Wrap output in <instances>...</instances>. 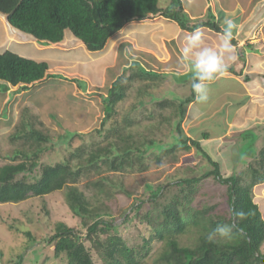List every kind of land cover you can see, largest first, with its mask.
<instances>
[{"label":"trees","instance_id":"16d2710c","mask_svg":"<svg viewBox=\"0 0 264 264\" xmlns=\"http://www.w3.org/2000/svg\"><path fill=\"white\" fill-rule=\"evenodd\" d=\"M157 13L176 21L182 29L207 26L233 41L211 19L186 26L188 18L180 0H171L166 7L159 0H0V17H4L11 28L42 45L59 43L66 33H70L89 51L103 49L111 36L127 22L143 20ZM140 63L133 61L125 67L102 96L103 117L99 127L91 134L102 136L109 132L106 134L110 136L91 145L88 151L73 147L70 148L69 158L46 162L40 159L47 147L40 143L47 142L48 136L34 128L32 121H25L27 124L11 134L13 142L25 137L32 143L26 148L22 145L15 147L11 156L13 162L0 166V203H17L30 197L43 198L65 189V203L72 215L78 217L84 231L57 222L53 233L46 239L53 246L51 253L44 255L40 264L47 263L51 258L56 260L52 264H96L93 253L101 258L103 264H144L142 259L149 251L148 245L155 239L161 241V247L150 264H264V252L261 250L264 217L253 200L252 190L254 186H264V145L259 149H251L250 146L247 155L252 160L247 163L245 171L222 177L219 163L202 148L200 141L215 136V131H209L211 128L222 131L224 127H216V122V126L211 128L189 122L191 117L187 114L201 82L214 79L222 69L203 71L193 68L191 71V68L185 75H179L177 78L183 77L184 81L191 79L186 84L182 82L184 88L189 85V93L171 100L157 97L153 91L156 83L167 77L165 73L156 72L151 67L144 68ZM48 70L46 61L25 57L8 49L0 51V85L3 90L8 85H18L20 90H26L29 85L41 81ZM228 70L233 71L232 68ZM49 76L55 79L62 77L61 74ZM186 76L189 78L186 79ZM70 80L74 82L78 79ZM79 82L76 83L78 88H84L85 82ZM136 82L142 85L138 91L153 103L152 110L146 109L148 117L156 120L149 126L151 132L160 131L158 126L162 123L169 124L171 134L165 143L154 137L137 135L130 129L131 125H140L146 113L140 116L127 113L123 119L119 118L117 104L128 96V88ZM202 87L204 85L200 86L199 95ZM58 95L54 96L57 98ZM145 102L144 98L139 100L140 104ZM53 117L56 118V114ZM185 121L189 124L187 131L183 130ZM77 135L83 138L86 134L65 131L57 143H70ZM191 148L204 157L212 169L167 185L166 190L175 187L177 192L161 206V219L154 218L150 210L140 211L142 199L132 204L129 213L125 214L123 221L129 222V214L133 210L131 217L136 216L141 222H146L151 230L147 237H143L142 244L128 245L113 225V216L106 210L108 205H103V210L102 206L93 205L78 186L86 179L84 184L87 187L109 194L108 190L113 185L111 178L101 173L143 171L148 166L144 160L150 154L154 155L156 163H161L166 157L176 161L181 151ZM74 156L76 161L72 163ZM207 177H213L224 185L228 211H214L213 205L198 207L191 204L195 184ZM145 187L155 204L158 198L165 197L162 193L164 185L154 187L147 183ZM42 210L48 214L46 208ZM24 234L26 247H32L37 242L34 234L27 230ZM22 259L23 255H19L12 264H20Z\"/></svg>","mask_w":264,"mask_h":264},{"label":"rangeland","instance_id":"374dc122","mask_svg":"<svg viewBox=\"0 0 264 264\" xmlns=\"http://www.w3.org/2000/svg\"><path fill=\"white\" fill-rule=\"evenodd\" d=\"M170 1L159 0V3L163 5L166 2L170 3ZM180 1L184 5L185 1ZM193 5L195 7L197 4L194 2ZM0 19L3 21L4 17L1 16ZM1 21L0 26H2ZM13 31L18 35L28 37L16 29ZM124 37H121L119 41L117 40L120 46H115L118 51L116 53L114 52V55L112 54L113 58L110 54L106 57L105 65L108 67L107 70L99 73L97 71L101 69L102 64H99L98 68L97 66H91V64L87 65L88 67L85 70L93 74V78L88 77L89 73H84L82 70L79 73L76 67L72 68L74 67L73 63H58L53 65L50 73L58 72L63 76L66 75V81L65 79L54 80L55 77H50L53 79H47V82H38L36 85L30 86L28 92L20 93L21 97L14 96L15 91L9 92L11 99L9 98L4 103V94L0 93L2 95L0 98V166L13 162L11 156L15 147L22 145V147L26 148L32 143L31 141H27L25 137L16 139L14 142L10 139V135L16 132L21 125L27 124L25 122L27 120L32 121L34 128L48 136L47 142L40 143L41 146L47 147L40 159L46 162L69 158L71 155L70 148L73 147L76 149L81 147L88 151L91 145L93 146L97 141H105L106 137L110 136L106 134L109 132H106L102 136L91 134V132L100 125V120L103 117V112L101 111L102 96L106 94V90L110 87L112 81L122 73L125 67L133 62H131V59L141 61V66L146 67L147 64L143 60V57H145L143 55L144 53L149 54L154 59L153 68L150 66L151 64L147 68L158 69L161 67L158 60L160 59L158 56L160 53L157 48L147 51L148 48L146 49V47L143 48L140 46L141 43L138 39L133 40L134 36ZM140 37L143 38L144 36L141 35ZM110 42L111 40H108L106 45ZM6 48L18 54L25 52L24 55L28 51L32 52V48L29 45H19L15 42L10 44L9 40H6L3 37V33H1L0 50H5ZM101 61L103 59L99 62L101 63ZM191 68V71H193L195 67L191 65ZM165 75L169 79L159 80L160 82L156 83L153 89L157 97L176 100L189 93L188 84L186 85L187 88H184L182 82L186 84L191 79L184 81L183 77L177 78L179 75L185 74L165 73ZM72 77L78 80L72 82L70 80ZM68 78L69 80H67ZM187 78L189 77L186 76ZM79 81L85 82V87L81 88V92L74 94L76 91L74 90V84L80 83ZM225 83H229L230 87L238 85V82L234 80H217L210 86L201 88V100L199 101L204 102L205 97H211V100L215 102H213L214 106H218L222 102L220 95H223ZM133 86L128 88V96L117 104L120 119H123L122 117H125L124 115L127 113L130 116L134 114L135 116H140L142 113L145 114L147 110H152L150 108L153 106V103L149 101V97L138 91V87L142 85L136 82ZM3 89L4 87L0 85V91ZM62 91H67L66 93L70 94H67V97L62 98V100L54 96L55 94L63 96L61 94ZM47 98L53 100V102H48L49 104L47 105H40ZM143 98L146 102L140 104L139 100ZM154 108L156 110V107ZM55 114L56 118L53 117ZM262 117L260 120L262 121V125L257 126L258 128L256 127L255 130L246 128L245 126L232 127L230 129L231 132L226 131V135L216 142L200 141L202 148L206 150L214 161L219 163L222 177H228L233 172L245 171L247 163L252 160L247 155L250 146L251 149H259L264 145V115ZM151 119L153 118L148 117L146 113L140 125H131V128H129L137 135L154 137L165 143L169 140L168 138L171 134L169 124L166 126L165 123H159L160 125L158 127H160V131L151 132L149 126L154 124L153 121H156ZM188 127L189 124L185 121L183 130L187 131ZM217 129L211 128L209 131H220ZM70 130L86 135L83 138H80L78 135L74 136L70 143L69 141L60 144L57 143L60 135ZM246 131L247 133H245ZM240 133L241 135L243 133L241 137ZM34 142L33 145H35ZM72 159V163H75L76 157L74 156ZM170 159L171 157H166L161 163H156L154 161V155L150 154L144 160L148 166L143 171L101 173V175H107L111 178L113 185L108 190L109 194H105L104 192L100 193L95 187H87L84 184L86 179L80 182L78 186L89 197L93 205L102 206V210L104 209L103 205H108H106V210L113 216L112 223L116 226L117 232L127 241L128 245L142 244L143 237H147L151 231L147 223L141 222L136 216L131 217L134 213L133 210L129 214L130 221H123L125 214L129 213V210L132 208V204L140 202L141 199L144 200L140 211L143 213L150 210L154 218L159 217L161 219V206L167 203L177 192V188L175 187H170L169 190H166L167 185L174 183L178 179L187 176H198L212 169V165L204 157H201L194 148L188 151H181L176 161ZM147 183L154 187L157 185H164L165 187L162 191L165 197L158 198L156 204L151 201L150 192L145 190ZM252 190L253 200L260 207L262 216L264 217V186L261 188L254 186ZM224 191V185L217 182L213 177L202 178L195 184V192L191 204L198 207L202 205H213L215 206L214 211H228ZM64 192L65 189H62L61 191L47 194L43 198L30 197L17 203H0V264H12L13 260L19 255H23L20 264H40L44 255L51 253L50 251L53 246L47 243L46 239L53 233L57 222H64L75 229L84 231L78 217H74L68 209L65 203ZM43 208L48 210V214L42 210ZM26 230L31 231L37 240L32 247H26V236L24 234ZM148 246L149 251L142 259L144 264H150L152 258L155 257V252L161 247V241L155 239ZM261 250L264 252V243L261 246ZM93 255L96 264H103L100 257L95 253ZM55 261V259L51 258L45 264H52Z\"/></svg>","mask_w":264,"mask_h":264},{"label":"crops","instance_id":"0c3cea01","mask_svg":"<svg viewBox=\"0 0 264 264\" xmlns=\"http://www.w3.org/2000/svg\"><path fill=\"white\" fill-rule=\"evenodd\" d=\"M184 1V5L181 1L180 5L188 18L186 26L211 19L233 41L231 42L224 33L207 26H198L193 30L182 29L176 21L165 18L160 13L150 15L143 20L127 22L111 36L109 39L111 42L98 51L87 50L85 45L74 39L70 33H66L64 39L59 43L42 45L28 35L25 37L15 33L5 19L3 21L0 19L2 22L0 34L3 33V37L9 40L10 44L15 42L19 45L31 46L32 52L28 51L25 55V52H21L19 55L46 61L49 64L47 75L38 81L42 83L47 82V79H53L50 78V74H60L58 72L50 73L53 65L58 63H73L74 67L72 68L76 67L79 73L82 70L87 74L89 73L85 70L87 65L91 64L98 68L99 64H102L101 69L97 72H104L108 68L105 65L106 57L109 54L112 57V54L114 55L118 51L116 48L120 46V43L117 42L125 35L126 38L134 36L133 40L138 39L141 43L140 46L148 48L147 51L156 48L159 50L160 59L158 60L161 67L152 69L156 72L185 74L190 71L191 65L197 70L203 71L222 69L214 79L201 82V85L207 87L220 79L234 80L238 82V85L230 87L229 83H225L223 95H220L222 102L218 106H214V100L212 101L211 97H205L204 102L199 101L201 98L198 92L200 85L197 88L195 100L187 109V114L191 117L189 122H195L208 128L215 127L216 122L219 128L224 127V130L215 132V136L202 139V141L216 142L226 135V131L231 132L232 127L245 126L255 130L257 126L262 125L260 120L264 115V0ZM194 2L197 4L195 7ZM168 4L166 2L162 6L166 7ZM141 35L144 37L141 38ZM137 46L139 45L137 44ZM143 55L145 56L143 60L147 64L146 68L149 64L152 67L154 59L147 53ZM101 59L103 61L100 63ZM132 61L139 60L131 59ZM229 68H232L233 71L228 70ZM63 77L66 81V75L57 79L64 80ZM88 77L93 78L94 75L89 73ZM38 82L29 85V88ZM28 90V88L20 90L18 85H8L5 90L0 91L1 94H4L3 103L7 102L9 98L11 99L9 92L15 91L14 96L21 97L20 93L23 94ZM74 90H76L74 93L76 94L82 89L74 84ZM66 92L62 91L63 96L58 95L57 98L62 100L67 97V94L70 93ZM48 102L52 103L53 100L47 98L40 105H47ZM242 135L240 133V137Z\"/></svg>","mask_w":264,"mask_h":264},{"label":"clouds","instance_id":"9594fccd","mask_svg":"<svg viewBox=\"0 0 264 264\" xmlns=\"http://www.w3.org/2000/svg\"><path fill=\"white\" fill-rule=\"evenodd\" d=\"M5 19V18H4Z\"/></svg>","mask_w":264,"mask_h":264}]
</instances>
